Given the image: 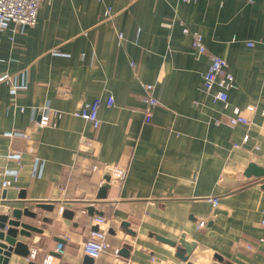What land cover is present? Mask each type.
<instances>
[{
	"label": "crops",
	"instance_id": "0c3cea01",
	"mask_svg": "<svg viewBox=\"0 0 264 264\" xmlns=\"http://www.w3.org/2000/svg\"><path fill=\"white\" fill-rule=\"evenodd\" d=\"M210 55L227 61L247 124L207 95ZM97 100L98 128L72 114ZM263 111L264 0H43L33 27L0 21V207L41 230L17 234L29 256L8 264H85L97 217L111 248L92 264H187L182 239L195 264H264V179H243L264 167ZM49 114L56 126H40Z\"/></svg>",
	"mask_w": 264,
	"mask_h": 264
},
{
	"label": "built area",
	"instance_id": "2783aa9c",
	"mask_svg": "<svg viewBox=\"0 0 264 264\" xmlns=\"http://www.w3.org/2000/svg\"><path fill=\"white\" fill-rule=\"evenodd\" d=\"M43 0H0V21H11L16 26L24 25L33 27L36 25L38 20L39 9L41 7ZM187 2H193L196 0H185ZM108 18H112L110 11L106 13ZM186 34H189L187 28L184 29ZM193 47L200 53L204 54L207 52L206 46L204 44L203 36L199 33H193ZM249 46H253V43H248ZM210 66L207 72L204 75V89L207 95L210 97L211 101L215 104L222 103L225 109H230L229 102V91L236 89L237 85L235 82L234 75L227 70L228 64L227 61L219 56L210 55ZM147 92V97L145 102L148 105V110L146 112V118H151V109L158 105V100L154 97V86L153 85H144ZM107 105L113 106L114 99L110 97L107 101ZM101 108L100 101H93L85 103L77 111L72 114L75 117L82 118L93 124L95 128L100 126L99 111ZM232 115L230 116L231 125L238 124H247L248 119L242 114V111L239 107H232ZM53 117H60L61 113L59 111H51ZM264 115V111L262 112ZM40 126H56V123L52 121V117L49 115H43L39 121ZM250 139L249 135H246L243 139L244 143H247ZM239 147V145H235ZM11 186V182L5 180L3 187L5 189ZM210 201L213 203L214 207L218 206L219 199L212 198ZM96 223L98 230L92 231L89 238L83 244V252L93 258L98 259L102 254L108 252L111 248V245L108 240V228L107 220L103 217H97ZM264 223V220H263ZM204 224H199V227H202ZM264 243V239L261 240ZM249 248H251L249 246ZM63 244H59L56 253L63 255L64 253ZM55 256L49 254L46 256L43 261L44 264H53Z\"/></svg>",
	"mask_w": 264,
	"mask_h": 264
},
{
	"label": "water",
	"instance_id": "95a60500",
	"mask_svg": "<svg viewBox=\"0 0 264 264\" xmlns=\"http://www.w3.org/2000/svg\"><path fill=\"white\" fill-rule=\"evenodd\" d=\"M243 179L244 182H247L249 180H261L264 179V167L258 165L257 163H250L248 167L245 169L243 173ZM264 189V183L262 184ZM106 187H103L102 190H104ZM104 194H100V198H104ZM42 208L52 210L54 208L53 205H40ZM88 210L91 212L93 209L88 208ZM0 211L6 212V214L0 215V264H8L9 257L13 252L16 254L22 255V256H29V248L28 245L19 243L16 241V236L20 232L22 235H25L27 237L31 236V232H41L40 229H37L36 227L29 225L27 223L22 222V217H31L36 218L37 215L35 213H32L29 210H18V209H11L6 207H0ZM10 213V214H9ZM66 216H69L71 214L65 213ZM22 227L21 230L19 228ZM98 227H95L94 231H97ZM159 239L167 244H170L171 246L175 247L177 246V242L171 241L168 239H165L163 237H159ZM62 242H60L61 244ZM179 244L181 245V249L178 250L176 253L177 257L180 258L182 261L186 262L187 264H195L193 262H190V255L192 254L194 250V246L190 243H188L186 240L182 239ZM90 259V260H89ZM92 264L93 259L86 257L85 264Z\"/></svg>",
	"mask_w": 264,
	"mask_h": 264
}]
</instances>
